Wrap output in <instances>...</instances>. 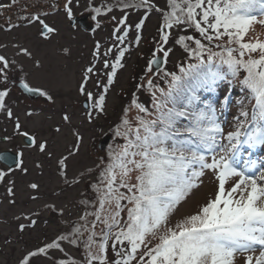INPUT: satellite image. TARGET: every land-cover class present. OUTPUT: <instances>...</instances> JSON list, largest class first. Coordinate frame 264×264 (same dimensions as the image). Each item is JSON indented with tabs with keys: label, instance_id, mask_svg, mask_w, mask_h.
<instances>
[{
	"label": "snow or ice",
	"instance_id": "obj_1",
	"mask_svg": "<svg viewBox=\"0 0 264 264\" xmlns=\"http://www.w3.org/2000/svg\"><path fill=\"white\" fill-rule=\"evenodd\" d=\"M81 7L93 35L77 87L90 102L82 124L107 116L108 95L133 53L144 63L129 88H120L126 103L109 126L113 143L104 158L73 168L84 141L73 116L65 112L61 119L74 142L56 156L51 141L33 131L39 112L21 108L13 95L19 89L56 102L48 88L28 79L24 62L38 70L41 59L16 37L0 41V123L11 125L0 141L18 145L0 153V205L16 207L11 177L28 174L25 152L33 149L55 157L63 186H86L75 215L63 219L65 208L59 209L60 230L31 246L20 242L35 232L42 211L57 213L56 204L13 213L14 238L7 235L4 243L20 245L15 264H264V160L253 159L255 150H264V0H0V33L35 27L49 43L60 34L49 19L63 14L75 29L74 10ZM133 11L139 19L131 24ZM152 15L158 26L145 53L144 28ZM106 24L110 36L95 39ZM61 52L72 54L69 46ZM90 82L100 91H90ZM35 167L42 176L43 163ZM206 179L213 192L194 212L179 214ZM27 188L29 200L42 199L38 181Z\"/></svg>",
	"mask_w": 264,
	"mask_h": 264
},
{
	"label": "rangeland",
	"instance_id": "obj_2",
	"mask_svg": "<svg viewBox=\"0 0 264 264\" xmlns=\"http://www.w3.org/2000/svg\"><path fill=\"white\" fill-rule=\"evenodd\" d=\"M22 3L25 0H21ZM84 0H82V4ZM163 4L164 0H160ZM77 16L87 15L84 12L83 7L74 10ZM115 15L120 16L121 13L117 10ZM139 19V14L132 12L129 16V23L134 24ZM88 22L91 24L88 16ZM0 23H3L0 20ZM49 23H55L60 29V34L56 36L51 42L45 43L37 37V29L26 28L18 29L6 35L0 33V41L7 42L16 37L27 46L31 47L36 56L41 59L43 68L32 69L31 61H25L26 70L31 72L28 77L29 81L34 85H40L49 89L54 95L56 102L54 104L46 102L44 99L28 96V94H22L19 89L14 91V97L20 102L21 108L30 106L39 112L38 116L33 118L34 128L39 137L48 138L52 143V150L56 156H59L65 151L66 148L71 147L74 142L71 135L69 125H65L62 121V115L68 112L73 116V124L79 126L84 136V141L81 146L80 155L75 161L70 162L73 168H82L85 165H92L99 160L103 159L108 146L113 143L111 135L109 133L110 124L115 121L120 112L122 106L126 103V100L120 95V88L123 86L125 89L129 88V81L132 74L139 73L140 67L143 65V60L133 53L128 60V68L120 74V79L116 87L108 95V114L106 117H101L95 124L88 125L82 124V118L87 110V105L90 103L83 95H80L77 91L78 83L81 79V70L91 60V50L93 47V35L91 30H85L78 24L74 29L69 26L68 22L64 19L63 14H60L49 19ZM158 26V17L152 15L147 20L144 28V45L141 51L147 53L149 44L148 41L151 36L155 35L156 28ZM112 27L110 24H106L103 31H99L95 35V39L103 40L110 36ZM131 38V37H130ZM64 46L71 48L72 54L70 56H64L61 49ZM89 90L93 92H99V87H94L93 82L89 83ZM142 100H147L146 96L141 97ZM226 119L230 120V114H226ZM60 126L62 131L56 133L54 129ZM4 127L8 128V133L11 134V125H4L0 123V136L5 135L2 131ZM18 145L14 142L0 141L1 150L16 151ZM247 154H245L246 158ZM253 159L258 163L264 160V150L259 149L258 152H254ZM25 161L29 168L27 175H23L16 172L11 179L16 181L17 191V204L16 207L7 206L5 201L4 205H0V221L7 218L9 225L0 223V264H15V260L18 256L16 251L20 245L12 244L8 245L4 243L5 236L12 235L14 238V223L11 221L13 213H16L23 209H35L42 207L44 203H55L57 206V213H53L50 210L42 211L40 216V224L32 234H26L23 241L20 244H27L31 246L37 240V238H43L45 235L52 236L60 228L61 217L58 215L59 209L65 208L63 219L70 218L69 212L73 215L77 212L74 207V203L81 190L85 189V185H80L77 188L65 187L60 183L59 177L55 170V157L52 160L46 159L44 156L39 155L34 149L25 152ZM37 162H42L43 175H40V169L35 167ZM31 181H38L41 184L40 195L41 200L33 202L28 199L29 190L27 184ZM214 190V185L210 180L205 181L203 187L197 190L180 208L179 214H190L195 211L197 203L205 200ZM90 192L91 190L88 189ZM4 186L0 185V199L4 198ZM54 192H59L60 195H53ZM66 206V207H65ZM178 214V215H179ZM47 221V223H45Z\"/></svg>",
	"mask_w": 264,
	"mask_h": 264
},
{
	"label": "water",
	"instance_id": "obj_3",
	"mask_svg": "<svg viewBox=\"0 0 264 264\" xmlns=\"http://www.w3.org/2000/svg\"><path fill=\"white\" fill-rule=\"evenodd\" d=\"M86 18H87V16H76L74 22L77 21L78 24H79L82 28H85V26H87ZM5 151H7V152H13V151H11V150H1L0 153L5 152Z\"/></svg>",
	"mask_w": 264,
	"mask_h": 264
},
{
	"label": "trees",
	"instance_id": "obj_4",
	"mask_svg": "<svg viewBox=\"0 0 264 264\" xmlns=\"http://www.w3.org/2000/svg\"><path fill=\"white\" fill-rule=\"evenodd\" d=\"M222 92H224V86H223V85L221 86L220 89L217 90V92H216L215 95L218 97V96H220V94H221ZM236 94H237V93H234V96H235ZM206 95H207V94H206Z\"/></svg>",
	"mask_w": 264,
	"mask_h": 264
}]
</instances>
